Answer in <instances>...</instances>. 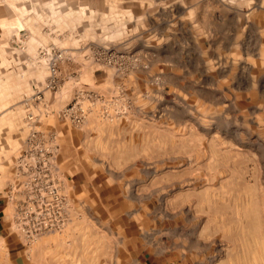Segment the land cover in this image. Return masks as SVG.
<instances>
[{"label":"rangeland","instance_id":"rangeland-1","mask_svg":"<svg viewBox=\"0 0 264 264\" xmlns=\"http://www.w3.org/2000/svg\"><path fill=\"white\" fill-rule=\"evenodd\" d=\"M1 1L0 264H264V0Z\"/></svg>","mask_w":264,"mask_h":264},{"label":"crops","instance_id":"crops-1","mask_svg":"<svg viewBox=\"0 0 264 264\" xmlns=\"http://www.w3.org/2000/svg\"><path fill=\"white\" fill-rule=\"evenodd\" d=\"M9 19L10 17H7L6 15L5 4L0 0V47L6 46L7 41H10V37H13L14 34H16V28L14 27L16 23L13 21L14 23L11 25ZM10 25H14L13 29H10ZM14 104L15 103H13V105ZM2 200H4V198L2 195H0V204ZM9 245L10 246L8 247V249L10 250L12 255L11 264H38L37 257L34 259L33 254L29 255V251L24 245H21L20 243H11Z\"/></svg>","mask_w":264,"mask_h":264},{"label":"bare ground","instance_id":"bare-ground-1","mask_svg":"<svg viewBox=\"0 0 264 264\" xmlns=\"http://www.w3.org/2000/svg\"><path fill=\"white\" fill-rule=\"evenodd\" d=\"M214 206V205H213ZM212 209V208H211ZM255 216V215H254ZM254 220V219H253ZM256 223V222H255ZM258 224V223H257ZM257 224H256V226H257ZM258 225H260V224H258ZM254 226V225H253ZM250 231V230H249ZM254 233H256L257 234V232H254ZM258 236H259V234H257ZM261 247V246H260ZM260 249V248H259ZM255 251V250H254Z\"/></svg>","mask_w":264,"mask_h":264}]
</instances>
